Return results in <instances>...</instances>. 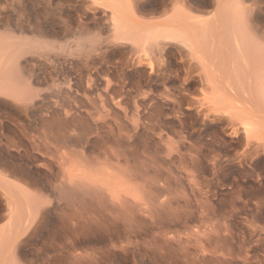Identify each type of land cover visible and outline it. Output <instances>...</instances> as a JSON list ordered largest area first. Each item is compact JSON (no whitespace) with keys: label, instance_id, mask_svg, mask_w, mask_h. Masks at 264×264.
Segmentation results:
<instances>
[{"label":"rangeland","instance_id":"rangeland-1","mask_svg":"<svg viewBox=\"0 0 264 264\" xmlns=\"http://www.w3.org/2000/svg\"><path fill=\"white\" fill-rule=\"evenodd\" d=\"M94 1L0 0V177L10 184L9 192L0 188V264H264V127L251 132L261 146L246 151L228 120L209 125L210 101L236 111L213 97L199 69L186 76L190 55L179 42L164 51L173 77H156L146 64L128 92L100 103L103 79L114 82L112 62L132 56L112 40L109 8ZM115 1L144 22L172 12L200 22L226 7V0ZM99 51L107 72L90 68L92 105L83 97L84 60ZM2 79L9 88L20 83L21 100Z\"/></svg>","mask_w":264,"mask_h":264},{"label":"bare ground","instance_id":"bare-ground-1","mask_svg":"<svg viewBox=\"0 0 264 264\" xmlns=\"http://www.w3.org/2000/svg\"><path fill=\"white\" fill-rule=\"evenodd\" d=\"M35 1V0H34ZM94 1V0H93ZM100 1V0H99ZM111 1V0H109ZM103 0L98 2V4H104L107 9L109 8V32L112 34V40L116 43L127 45L129 55L132 57H126V53H121L114 62H112V67L115 69L114 82L108 78L103 79L104 91L100 94V91H97L94 87L96 80L91 77L89 74L90 68L95 66L96 76L97 73H105L103 66L108 62L106 60L104 52H97L93 55L88 56L84 60V65L87 69L88 74H86V88L83 91V97L87 100V103L90 102L92 105L95 104V97H88L90 92L95 89L97 92V99H100L99 102L102 103L105 101V96L113 97L121 93L124 94L123 90L130 85L133 81L130 79L136 75L146 64L149 65L151 72L163 79H167L171 76L173 72L168 71V66L164 62V51L167 45L173 46L177 45L176 42H179L182 46L180 51L183 50L189 53L190 59H184L182 62H188V65L185 67L186 76L192 71L200 70L198 76L204 79L205 84L209 85L212 90L213 97H220V100H226L225 104H229L231 109H234L236 112L235 115H231L229 112H221L216 107V102L214 100L210 101V105L204 109V114L208 118L209 125H214L217 120H228L232 125V130L234 135H242L245 137V146L246 151L249 149H256L261 144H257L256 139H252L253 133L252 130L257 126L264 127V0H253L249 3V0H226V4L223 7L225 9L218 10L215 12L208 20H201L196 22L195 17H191L185 12H178L175 14H169L164 16V18L157 19L152 22H144L138 20L130 11L128 5L116 2L115 0L111 1ZM129 1V0H128ZM162 1V0H161ZM95 3V1H94ZM93 3V4H94ZM109 3V5H108ZM125 3V2H124ZM127 3V2H126ZM130 3V2H129ZM219 3V2H218ZM220 3V4H221ZM62 4V3H61ZM65 4V3H64ZM168 4V3H167ZM175 4V2H174ZM219 4V5H220ZM39 5V4H37ZM46 5V3H45ZM176 5V4H175ZM17 6V5H16ZM13 7V6H12ZM24 7V6H23ZM37 7V6H36ZM53 7V6H52ZM105 7V9H106ZM134 7V6H133ZM131 7V8H133ZM32 8V7H31ZM56 8V7H55ZM60 8V7H59ZM100 8V7H99ZM175 8V7H174ZM51 9V8H50ZM53 9V8H52ZM96 9V8H95ZM139 9V8H138ZM170 9V8H169ZM183 9V8H182ZM181 9V10H182ZM2 10V9H1ZM17 10V9H16ZM78 11V9H76ZM134 10V9H133ZM180 10V9H179ZM166 11V10H165ZM164 11V13H166ZM13 12V11H12ZM51 12V11H49ZM56 12V11H55ZM11 13V12H10ZM44 13V12H43ZM158 13V12H157ZM163 13V14H164ZM33 14V12H32ZM61 14V13H60ZM64 14V13H63ZM104 14V13H103ZM107 14V13H106ZM162 14V13H161ZM160 14V15H161ZM57 15V14H56ZM106 16V15H105ZM108 16V15H107ZM163 16V15H162ZM26 17V16H25ZM58 17V15H57ZM138 17V16H137ZM54 18V17H53ZM60 18V16H59ZM62 18V17H61ZM104 18V17H103ZM16 19V17H15ZM76 19V18H74ZM25 20V19H24ZM28 20V19H27ZM60 20V19H59ZM23 21V20H22ZM30 21V20H29ZM67 21V20H66ZM76 22V21H75ZM68 23V22H66ZM65 23V24H66ZM26 24V23H25ZM64 24V25H65ZM104 24V23H103ZM28 25V24H27ZM26 25V26H27ZM31 25V24H29ZM33 25V24H32ZM62 25V24H61ZM77 25V24H76ZM81 25V24H80ZM198 25V29H197ZM18 26V25H16ZM42 26V25H41ZM29 27V26H28ZM27 27V28H28ZM77 27V26H76ZM80 27V26H79ZM62 28V27H61ZM108 28V27H107ZM10 29V28H9ZM81 29V27H80ZM85 29V28H83ZM22 30V29H21ZM42 30V29H41ZM40 30V31H41ZM82 30V29H81ZM10 31V30H9ZM29 31V30H28ZM65 31V30H64ZM11 32V31H10ZM15 32V31H14ZM50 32V31H49ZM30 33V32H29ZM53 33V32H50ZM73 33V32H72ZM13 34V33H12ZM31 34V33H30ZM42 34V33H41ZM10 35V34H9ZM107 35V34H106ZM110 35V34H109ZM108 35V36H109ZM19 36V35H17ZM55 37V35H53ZM16 37V36H15ZM38 37V36H37ZM44 37V36H43ZM51 37V36H50ZM49 37V38H50ZM80 37V36H79ZM103 37V36H102ZM1 38V37H0ZM7 38V37H6ZM12 38V35H11ZM24 38V37H23ZM36 38V37H35ZM78 38V37H77ZM20 39V38H19ZM41 39V38H40ZM9 40V39H8ZM111 40V41H112ZM13 41V40H12ZM16 41V40H15ZM13 41V42H15ZM27 41V40H26ZM24 41V42H26ZM37 41V40H36ZM2 42V40L0 41ZM4 42H6L4 40ZM4 42L1 44L4 45ZM30 42V41H29ZM38 42V41H37ZM46 42V41H45ZM8 43V41H7ZM6 43V46H7ZM12 43V42H10ZM16 43V42H15ZM13 43V44H15ZM10 45L13 49L14 45ZM34 44V42H33ZM20 45V44H19ZM121 45V46H122ZM9 46V43H8ZM17 46V45H15ZM168 46V47H169ZM18 47V46H17ZM16 47V48H17ZM185 47V48H184ZM0 48L1 45H0ZM4 48V47H3ZM9 47H7V50ZM19 48V47H18ZM22 48V47H21ZM28 48V47H27ZM182 48V50H181ZM107 49V48H106ZM176 49V48H175ZM4 50V49H3ZM2 50V51H3ZM6 50V47H5ZM19 50V49H18ZM55 50V49H54ZM23 51V49H22ZM78 51V50H77ZM167 51V50H166ZM179 51V52H180ZM183 51V52H184ZM1 52V51H0ZM4 52V51H3ZM2 52V53H3ZM79 52V51H78ZM84 52V51H83ZM6 52H4L3 55ZM8 53V51H7ZM13 53V52H12ZM56 53V52H55ZM139 54V56H138ZM14 55V54H12ZM183 55V54H182ZM186 55V54H184ZM2 54L0 55V57ZM8 57V54L6 55ZM4 56L7 61L8 58ZM57 56V55H56ZM83 56V55H82ZM2 57V58H4ZM10 57V56H9ZM74 57V56H73ZM186 57V56H185ZM4 58V60H5ZM17 58V56L15 57ZM181 58V57H180ZM13 59V58H12ZM11 59V60H12ZM183 59V58H181ZM3 60V61H4ZM17 60V59H16ZM2 61V62H3ZM167 61V60H166ZM16 62V61H15ZM60 62V61H59ZM111 62V61H110ZM4 63V62H3ZM13 63V62H12ZM95 63H98L94 65ZM1 64V62H0ZM9 64V63H8ZM7 66L3 68L8 69ZM6 65V64H5ZM74 66V65H73ZM130 66V67H129ZM2 67V66H1ZM19 67V66H18ZM21 67V66H20ZM60 67V65H59ZM111 67V68H112ZM14 69V68H13ZM18 69V68H17ZM104 69V70H103ZM4 71L6 69H0ZM10 70V68L8 69ZM12 70V69H11ZM19 70V69H18ZM29 70V69H28ZM55 70V69H54ZM92 70V69H91ZM110 70V68H109ZM144 70V69H143ZM22 71V70H21ZM78 72V71H77ZM107 72V71H106ZM3 72H1L2 74ZM19 73V72H18ZM31 73V72H30ZM69 73V72H68ZM73 73V72H72ZM91 73V71H90ZM4 74V73H3ZM13 74V73H12ZM16 74V73H14ZM50 74V73H49ZM92 74V73H91ZM106 74V73H105ZM134 74V75H133ZM139 74V73H138ZM37 75V74H36ZM57 75V74H56ZM59 75V74H58ZM99 75V74H98ZM9 76V75H7ZM17 76V74H16ZM51 76V75H50ZM185 76V75H184ZM2 77V75L0 76ZM12 77V76H10ZM10 77H7L10 78ZM20 77V76H19ZM112 77V76H111ZM136 77V76H135ZM192 77V75H191ZM15 78V76H14ZM70 78V77H69ZM186 78V77H185ZM188 78V77H187ZM3 79H6L5 77ZM2 79V80H3ZM11 79V78H10ZM8 79V80H10ZM17 79V78H16ZM51 79V78H50ZM63 79V78H62ZM96 79V77H95ZM134 79V78H133ZM144 79V78H143ZM150 79V78H149ZM173 79V78H172ZM184 79V78H183ZM190 79V78H188ZM66 80V79H64ZM63 80V81H64ZM76 80V79H75ZM140 80V79H139ZM157 81V80H156ZM186 81V79H185ZM3 85H5V81ZM31 82V81H30ZM56 82V81H55ZM58 82V81H57ZM66 82V81H65ZM139 82V81H138ZM136 82L135 85H139ZM165 82V81H164ZM22 83V82H21ZM64 83V82H63ZM135 83V82H134ZM2 84V83H1ZM10 84V83H9ZM8 84V85H9ZM25 84V83H24ZM81 84V83H80ZM63 85V84H62ZM65 85V84H64ZM67 85V84H66ZM102 85V84H101ZM1 88L2 85H0ZM6 86V85H5ZM4 86V87H5ZM70 86V85H69ZM134 86V85H133ZM206 86V85H205ZM60 87V86H59ZM100 87V86H99ZM102 87V86H101ZM132 87V86H131ZM136 87V86H135ZM5 88L9 89L12 95V98L19 99L18 96L22 95L18 90L20 89V83L18 85L17 81L10 85V88L6 86ZM70 88V87H68ZM76 88V87H75ZM27 89V88H26ZM71 89V88H70ZM132 89V88H131ZM2 90V89H1ZM0 90V91H1ZM6 90V89H5ZM3 89V92L5 93ZM76 90V89H75ZM94 90V91H95ZM101 90V89H100ZM103 90V89H102ZM101 90V91H102ZM127 92L129 90L125 89ZM125 91V93H126ZM134 91V90H133ZM139 91V90H138ZM164 91V90H163ZM219 91V92H218ZM2 92V91H1ZM0 92V93H1ZM7 92V91H6ZM72 92V91H71ZM70 92V93H71ZM78 92V91H75ZM145 92V91H144ZM205 92V90H204ZM14 93V94H13ZM19 93V94H18ZM80 93V92H79ZM146 93V92H145ZM173 93V92H172ZM69 94V93H68ZM76 94V93H75ZM122 94V95H123ZM216 94V96H215ZM14 95V96H13ZM67 95V94H66ZM130 95V94H129ZM24 96V95H23ZM78 96V95H77ZM134 96V95H133ZM144 96V95H143ZM193 96V95H192ZM202 96V95H201ZM116 98V97H115ZM138 98V97H136ZM201 98V97H200ZM25 99V98H24ZM28 99V98H27ZM205 99V98H204ZM21 100V98H20ZM82 100V99H81ZM126 100V99H125ZM218 100V99H217ZM221 100V101H222ZM140 101V100H139ZM206 101V100H205ZM78 102V101H77ZM84 102V101H83ZM202 102V101H201ZM221 103V102H220ZM15 104V103H14ZM67 104V103H66ZM81 104V103H80ZM89 104V103H88ZM126 104V103H125ZM145 104V103H144ZM202 104V103H201ZM200 104V106H201ZM82 105V104H81ZM102 105V104H101ZM116 105H118L116 103ZM120 105V103H119ZM123 105V104H122ZM132 105V104H131ZM207 105V104H205ZM219 105V104H218ZM139 106V105H138ZM137 106V107H138ZM91 107V106H90ZM94 107V106H93ZM113 107V105H112ZM135 107V106H134ZM206 107V106H205ZM60 108V107H59ZM73 108V107H72ZM102 108V107H101ZM121 108V107H120ZM119 108V109H120ZM133 108V107H132ZM144 108V107H143ZM69 109V108H68ZM77 109V108H75ZM86 109V108H85ZM114 109V107H113ZM30 110V109H29ZM108 110V109H105ZM110 110V109H109ZM118 110V109H117ZM122 110V109H121ZM125 110V108H124ZM127 110V109H126ZM131 110V109H130ZM200 110V109H199ZM61 111V110H60ZM72 111V110H71ZM70 111V112H71ZM82 111V110H80ZM101 111V110H100ZM114 111V110H113ZM119 111V110H118ZM123 111V110H122ZM135 111V110H134ZM80 113V112H79ZM116 113V112H114ZM126 113V112H124ZM92 114V112H91ZM90 114V115H91ZM129 114V113H128ZM132 114V112H131ZM136 114V113H135ZM95 115V114H94ZM112 115V114H111ZM125 115V114H124ZM49 116V115H48ZM51 117V116H50ZM57 117V116H56ZM105 117V116H104ZM110 117V116H109ZM138 117V116H137ZM143 117V116H142ZM58 118V117H57ZM102 118V117H101ZM118 118V117H117ZM126 118V115L125 117ZM133 118V117H132ZM136 118V117H135ZM152 118V117H151ZM149 118V119H151ZM158 118V117H157ZM55 119V118H54ZM99 119V117L97 118ZM96 119V120H97ZM122 119V118H121ZM34 120V119H33ZM109 120V119H108ZM116 120V118H115ZM73 121V120H72ZM77 121V120H76ZM100 121V120H98ZM129 121V120H128ZM127 121V122H128ZM95 122V121H94ZM134 122V121H133ZM24 123V122H23ZM100 123V122H99ZM105 123V122H104ZM40 124V123H39ZM46 124V123H45ZM86 124V123H85ZM89 124V123H88ZM95 124V123H93ZM103 124V123H102ZM152 124V123H151ZM87 125V124H86ZM97 130H99V124H97ZM117 125V124H116ZM135 125V124H134ZM204 125V124H203ZM64 126V125H63ZM76 126V125H74ZM91 126V125H90ZM108 126V125H107ZM111 126V125H110ZM68 127V126H67ZM102 127V126H101ZM38 128V127H37ZM47 128V127H46ZM64 128V127H63ZM40 129V128H39ZM90 129V128H89ZM56 130V129H55ZM110 130V129H109ZM112 130V129H111ZM23 131V130H21ZM35 131V130H33ZM136 131V130H135ZM149 131V130H148ZM204 131V130H203ZM254 131V130H253ZM64 132V131H63ZM84 132V131H83ZM93 132V131H92ZM131 132V131H130ZM29 133V132H28ZM45 133V132H44ZM81 133V132H80ZM86 133V132H85ZM96 133V131H95ZM141 133V132H140ZM36 134V133H35ZM34 134V135H35ZM57 134V133H56ZM87 134V133H86ZM119 134V133H118ZM22 135V134H21ZM32 135V134H31ZM71 135V134H70ZM74 135V134H73ZM76 135V134H75ZM94 135V134H93ZM29 136V135H28ZM41 136V135H40ZM64 136V135H63ZM68 136V135H67ZM91 136V135H90ZM144 136V134H143ZM184 136V135H183ZM55 137V136H54ZM50 139V138H49ZM128 139V138H127ZM146 139V138H145ZM185 139V138H184ZM256 140V141H255ZM51 141V140H50ZM53 141V140H52ZM108 141V140H107ZM141 141V140H140ZM209 141V139H208ZM237 141V140H236ZM38 142V141H37ZM81 142V141H80ZM83 142V141H82ZM129 142V141H128ZM35 143V142H34ZM94 143V141H93ZM119 143V142H118ZM135 143V142H134ZM65 144V143H64ZM107 144V143H106ZM138 144V143H137ZM116 145V144H115ZM136 145V144H135ZM214 145V144H213ZM39 146V145H38ZM44 146V145H43ZM53 146V145H52ZM108 146V145H107ZM112 146H114L112 144ZM122 146V144H121ZM42 147V146H41ZM61 147V146H60ZM87 147V146H86ZM104 147V146H103ZM133 147V146H132ZM43 148V147H42ZM55 148V147H54ZM89 148V147H88ZM99 148V147H97ZM111 148V147H109ZM120 148V147H119ZM245 148V147H244ZM37 149V148H36ZM117 149V148H116ZM93 150V149H92ZM109 152L106 155L107 157L119 159V155L114 151L107 148L103 151ZM108 150V151H107ZM42 151V150H41ZM216 151V150H215ZM255 151V150H254ZM76 152V151H75ZM54 153V152H53ZM83 153V152H82ZM105 153V152H103ZM190 153V151H189ZM193 154V153H192ZM73 155V154H72ZM109 155V156H108ZM123 155V154H122ZM86 156V155H85ZM125 156V155H124ZM246 156V155H245ZM119 157V158H118ZM123 158V157H122ZM154 159V158H153ZM111 160V159H110ZM133 160V159H132ZM115 161V160H114ZM128 161V160H127ZM126 161V162H127ZM129 162V161H128ZM148 164V163H147ZM149 166V165H148ZM133 168V167H132ZM136 168V167H135ZM144 168V167H143ZM148 170V169H146ZM136 173V172H135ZM139 173V172H138ZM144 173V172H143ZM4 177V176H3ZM23 177V176H22ZM25 179V178H24ZM13 183V182H12ZM0 188L7 189L10 184L0 177ZM5 184H8L5 186ZM13 186V185H12ZM12 188V187H11ZM16 188V187H15ZM19 190V189H18ZM10 190H8L9 192ZM7 192V193H8ZM6 195V194H4ZM25 205V204H24ZM29 205V204H28ZM15 207V206H14ZM21 207V206H19ZM25 209V208H24ZM22 210V208H21ZM33 210V209H32ZM16 214V213H15ZM11 215V214H10ZM15 217V216H13ZM30 217V216H28ZM16 219V218H14ZM13 219V220H14ZM25 220V218H24ZM28 220V219H27ZM26 222V221H24ZM13 223V222H12ZM23 223V222H22ZM11 224V223H10ZM6 225V224H5ZM12 225V224H11ZM15 225V224H14ZM22 225V224H21ZM24 225V224H23ZM7 227V226H6ZM22 227V226H21ZM12 228V227H11ZM12 230V229H11ZM18 243V242H17ZM18 246V245H17ZM2 247V245H1ZM15 249V248H13ZM16 254V253H15ZM3 255V254H2ZM4 256V255H3ZM11 257V256H9ZM13 258V257H12ZM2 259V257L0 258ZM10 260V259H9ZM12 260V259H11ZM16 263V262H15ZM12 264V263H11Z\"/></svg>","mask_w":264,"mask_h":264}]
</instances>
